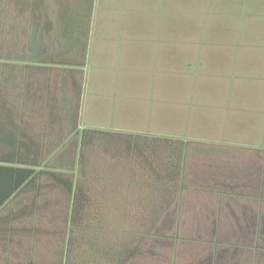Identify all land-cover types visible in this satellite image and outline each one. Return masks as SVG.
Returning <instances> with one entry per match:
<instances>
[{
	"label": "trees",
	"instance_id": "16d2710c",
	"mask_svg": "<svg viewBox=\"0 0 264 264\" xmlns=\"http://www.w3.org/2000/svg\"><path fill=\"white\" fill-rule=\"evenodd\" d=\"M261 1L234 2L252 16ZM93 12L94 0H0V238L52 254L0 264H127L183 189L186 142L80 126ZM74 136L75 171L50 168L47 146Z\"/></svg>",
	"mask_w": 264,
	"mask_h": 264
},
{
	"label": "crops",
	"instance_id": "0c3cea01",
	"mask_svg": "<svg viewBox=\"0 0 264 264\" xmlns=\"http://www.w3.org/2000/svg\"><path fill=\"white\" fill-rule=\"evenodd\" d=\"M123 1L132 2L94 0L87 67L96 68L92 71L89 94L83 80L82 97L87 127L103 128L96 122L108 124L110 118L111 126L105 125L108 130L118 128L124 134L186 142L183 189L175 201L162 204L163 212L143 244L142 254L127 264H264V58H240V70L236 72L234 60L227 58L232 44L200 42L189 58L197 62L200 54L203 58L225 60V69L205 76L216 81L231 80L226 91L234 90V82L246 73L243 66L252 67L255 72L246 79L255 82L248 85L249 101L244 108L232 102L230 107L219 99L214 108H195L196 100L188 99L189 107L186 96H179V106L173 110L172 77L183 81L188 78L185 72L172 73L171 65L181 58L182 49L186 55V44L170 41L169 26L163 24L161 0L146 5L151 18L145 13L142 16L148 17L151 24L138 26L130 23L131 12L138 15V9H121ZM215 50H222L226 58L214 57ZM118 66L129 72L116 75L118 82L115 81L112 94L114 76L108 69ZM104 98L109 103L114 99L118 112H96L90 108L106 104ZM94 114L98 116L96 122L87 120ZM104 114L116 116L113 119ZM57 237L55 251H59L57 244L62 247L65 239L62 236L59 241ZM20 240L18 245H8L0 238V258L52 255L44 252L42 244L36 249L30 247L31 239L29 244L28 239L18 236Z\"/></svg>",
	"mask_w": 264,
	"mask_h": 264
},
{
	"label": "rangeland",
	"instance_id": "374dc122",
	"mask_svg": "<svg viewBox=\"0 0 264 264\" xmlns=\"http://www.w3.org/2000/svg\"><path fill=\"white\" fill-rule=\"evenodd\" d=\"M134 1V2H133ZM153 0H132L131 3H121L120 8L124 9L128 6H136L137 12H131L130 23L136 26L151 24V20L147 10L146 5L152 4ZM162 1V14L163 24L169 26L170 34L169 38L172 43H185L186 44V55L183 54L179 60H175L171 65L172 73L182 72L186 74L188 80H178L172 77L171 81V101L172 109L179 106V96H186L187 104H189L188 99H194L197 103L194 104L195 108H214L215 100L219 99L221 102L229 104L231 107V102L234 104H241V108H244V104L249 100L248 95L251 93L248 85H252L255 82L251 80H246L255 71L252 70L250 66H243L246 73L240 80L234 83L236 87L231 92L226 91V84H232L231 80L222 79L219 81L210 80L207 78L208 73L214 74L213 70L225 69L228 65L225 60L221 58H203L200 54L197 55V62L191 60L189 57L195 54L196 48L194 46L200 47L198 44L202 43H212L213 45H218V43H229L232 44V49L229 50L230 54L227 58H232L234 60V66L236 72H239L240 68V58L247 57H262L264 58V12L254 14L252 16L241 15L242 13L237 11V6L235 7V2L237 0H161ZM252 1V0H248ZM261 2H264L262 0ZM251 7V6H250ZM260 8L264 10V5ZM148 9V8H147ZM133 10L130 8V11ZM135 11V10H134ZM146 16H142L143 14ZM151 18V17H150ZM161 19L157 21L160 23ZM121 25V24H118ZM199 42V43H198ZM200 50V48H199ZM222 50L213 51V56H222ZM190 59V60H188ZM190 61V62H187ZM96 68L93 66H88L85 74H83L84 84H87L86 90L87 94L91 91V85L93 83L92 71ZM239 69V70H238ZM205 71V72H203ZM124 66H118V69L110 67L108 69L109 74H113L114 84L112 85L111 92H115V81L116 75L128 73ZM170 73V74H172ZM207 73V74H205ZM79 76V75H78ZM105 82V81H102ZM239 85V86H237ZM103 90H108L104 87ZM254 91V90H253ZM88 96V95H87ZM106 97V96H105ZM90 99V98H89ZM106 104H98V107L92 110L98 112V110L110 111L111 113L118 112V106L114 99L111 102H107L104 98ZM89 104V101H88ZM191 106V102L189 107ZM188 107V108H189ZM222 108H227L225 105H221ZM84 108V106H83ZM83 108L81 110V121L80 126L87 127L85 118L83 116ZM87 108L88 105H87ZM106 117H111L115 119L116 115L104 114ZM108 115V116H107ZM90 116V115H89ZM98 116L94 114L92 117H87V120L96 122L95 118ZM108 124H100L96 122L98 127H103L100 129L108 130L110 118ZM100 121L106 122V119L101 118ZM116 124V123H114ZM112 130H118V128H111ZM55 141V140H54ZM77 137H70L63 141L59 146L57 142H52L47 146L46 154L49 158V167L57 171L63 170H74L77 164ZM96 152L102 153L99 148L95 150ZM101 156V155H100ZM96 157V156H95ZM90 160V159H89ZM95 161V160H94ZM75 174V172H74ZM47 182V180H43ZM51 192V191H49ZM58 201L64 205L65 210L60 213L62 218L67 216L69 209V203L66 194L61 192L57 193L55 196ZM27 198L21 196L17 199L18 202H23ZM52 260H58V256L54 258H48Z\"/></svg>",
	"mask_w": 264,
	"mask_h": 264
}]
</instances>
